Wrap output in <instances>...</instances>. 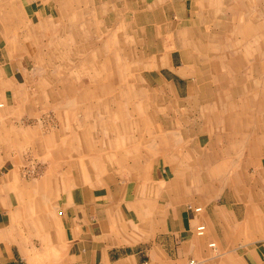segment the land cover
Returning <instances> with one entry per match:
<instances>
[{
  "label": "crops",
  "instance_id": "1",
  "mask_svg": "<svg viewBox=\"0 0 264 264\" xmlns=\"http://www.w3.org/2000/svg\"><path fill=\"white\" fill-rule=\"evenodd\" d=\"M225 1L0 0V264H189L190 259H198L194 264H264V193L239 200L228 191L248 187L254 181L264 189V55H237L235 46L245 35H251L256 44L253 54L264 45L260 41L264 40V4L257 1L256 9L252 0L251 11H259V18L255 21L254 15L252 23L245 24L242 14L232 19L228 15V11H243L245 1ZM120 3L121 9L117 6ZM123 10L130 15L133 37L146 43L148 29H153L154 41L172 46L169 51L152 54L164 55L159 58L165 62L159 66L168 72L160 71L161 76L175 86L179 98L184 93L180 80H186L189 111H204L176 116L177 104L158 102L156 112L152 111L146 86L136 76L122 79L121 94L126 91V101L118 98L119 106L113 109L112 95L106 100L101 98L95 109L90 103L95 96L91 90L95 86L93 75L104 69L97 55H80V73L88 71V80H81L61 95L63 108L71 109L77 128L69 129L63 122L58 132L34 138L33 142L38 140L36 144L44 145L55 156H66L75 145L80 154L77 163L83 169H76L79 172L72 183H52L49 178L35 185L22 179L23 148L29 142L24 135L34 129L28 127L26 131L15 126L11 112L22 101L21 92L30 71H38L42 58L35 54L25 57L19 51L20 27L24 24L31 28L30 34L35 37L37 28L48 27L52 18H67L70 12L92 18L90 24H79L81 27H110L108 14L113 11L120 18L112 24L118 25V30L125 24L121 19ZM219 10L223 11L221 16L216 14ZM238 17L239 23L233 24L238 28L233 42L236 55H225L224 60L219 57L221 66L237 63L234 76L221 70L218 77L217 59L213 58L207 62L211 71H201L195 57L189 59L187 55H210L204 51L202 29L213 28L216 22L232 27L230 21ZM244 27H251V32L245 33ZM238 33L242 35L240 40ZM220 42L224 41L211 40L209 49L214 50ZM251 56L252 67H242L243 58ZM107 61L106 68L112 72L111 60ZM115 69L109 74L113 83L118 75ZM191 77L193 80L187 79ZM73 90L81 93L80 98L74 97ZM113 90L111 87L107 93ZM235 91L249 92L251 99L244 100L246 95L240 94L237 100ZM103 110L108 113L107 121L99 117L95 121L104 128V137L98 139L106 146L94 144L90 138L93 124L87 121L96 116L95 112L103 115ZM80 113L84 114L83 120ZM120 141L126 146L118 153ZM85 152L88 159L84 158ZM103 157L111 163L123 162L121 169L126 176L114 173L100 177L102 170L96 171L95 165ZM148 157L153 161L149 162ZM85 170H89L91 184L84 182ZM54 186L67 188L55 207L47 194ZM197 207L201 210L196 211ZM202 222L207 225V234L198 238L195 228ZM212 241L216 243L213 250L208 246ZM215 250L221 251L219 255L214 254Z\"/></svg>",
  "mask_w": 264,
  "mask_h": 264
},
{
  "label": "rangeland",
  "instance_id": "2",
  "mask_svg": "<svg viewBox=\"0 0 264 264\" xmlns=\"http://www.w3.org/2000/svg\"><path fill=\"white\" fill-rule=\"evenodd\" d=\"M225 1V0H224ZM245 5L241 7L243 11H238V13L233 11H228V15L232 16L234 15H240L242 14V18L244 23H252L251 19H253L255 15V21L259 18V11H251L252 8V0H244ZM254 2L257 1L260 4H264V0H253ZM227 4H235L237 0H226ZM220 4V3H218ZM117 6L122 8L121 3ZM115 7V6H114ZM112 7V10L113 8ZM213 7H217L215 4H213ZM220 7V6H219ZM253 7H255L253 5ZM259 5H256V9H258ZM121 11V10H120ZM223 13V11L219 10L216 12L217 15H220ZM120 14V12H118ZM123 14V15H122ZM108 21L111 23L110 27H95V26H88V27H81L79 24H90L92 21L91 17L83 15L81 12H73L69 13L67 15V18H63L62 20L59 17L52 18L51 21L48 24V27H40L36 29V36H31V28H28L26 25H22L19 29V44L18 49L21 53L25 54L23 56H27L30 54L35 55H41L42 60L39 63V69L37 70H31V76H29V81L25 84V90L21 92L22 95V101L19 102V106L13 108L11 115L14 116V120L16 122L15 126L21 128V130H26V128L30 127L33 128L34 131H29L28 133H25V138L29 139V142H26L23 150L24 151V162L22 166V179L33 181L35 182V185H39L41 181L45 179H51L52 183L57 184L59 180L68 181L72 183L76 176L77 171L76 169H83L80 165L77 163V153L79 154V151H77L74 145L69 150V154H66V156H63L59 154V156H55L50 154L48 150H45L46 148L43 147L40 143L36 144V141L33 142V139H40V136H46L53 132H58V130L61 128L63 122L67 125H69V129H76L77 124L75 123L74 116L71 112V109L69 108H63L64 102L61 100L63 97V94L68 90L69 87L77 86L79 85V82L87 81L88 80V74L84 71L82 72L80 61L81 57L80 55H97V61L99 63V66L101 69H104V71L98 75H93V82H95V86L91 89L93 90L95 96L90 98V103H93V106L95 109H97L99 100L102 98V100H106L109 96L115 97V99H112L113 102H111L112 106L111 108L116 109L119 104H117L116 101L119 99L126 101L127 95L126 91L124 94L122 93V89L124 86H122L124 83L122 81L123 78H126L128 81V78L130 76H136L140 77L143 80V83L146 86L147 91V101H150L152 107V111L156 112V104L162 103V105H168L171 106V104L175 103L177 104L176 107V116H183L188 114L189 107H188V98L186 97V89H187V81L180 80V86H181V92L183 95L181 98L177 96L175 86L171 82H167L163 76H161V72H168L167 68H161L159 65L160 62H165V59H160V56L164 55H152L156 52H162L163 49L166 51H169L172 46L171 45H160V43H157V41H154L156 37L154 38V34H152V30L148 29V37L146 38L148 42H142V38L139 37H133L132 29L130 27V15L127 11L123 10L121 12V19L123 18L125 21V24L122 25L120 29L117 30V26H112L113 23L118 21L119 16L114 14V12H110L108 14ZM225 15V14H224ZM264 17V13L262 15ZM21 20L23 19L22 14L20 13ZM88 17V18H87ZM120 19V18H119ZM240 17L237 19H233V21H230V24H236L239 23ZM260 19L262 17L260 16ZM67 20V21H66ZM102 23V22H101ZM219 22L214 23L213 28H203L201 31L203 43L205 44L206 48L204 51H208L207 53H210V55H187V58L191 59L190 57H195L197 65L201 71L204 69H210V66L208 67L207 62H210L211 58L217 59L216 69H217V76L219 77V73L222 70L223 72L227 73L228 75L231 74V77L234 76V73H236V66L237 63H224L223 66L220 64L221 57L224 60V56H234L236 55L235 51L236 48L238 49L237 55H264V45L262 44V47L257 50L256 54L252 53V47L254 49L256 48V44L252 43V36H244L243 41L238 42V44L233 45V42L235 43V36H236V28L234 25L232 27H222L221 24L219 25ZM66 25V26H64ZM245 33L251 32V27H244ZM249 30V31H248ZM10 34V33H9ZM200 34V35H201ZM240 37L242 38V35L238 33V40H240ZM219 40L222 39L224 42H220L217 48L214 50L209 49V44L211 40ZM226 40H232L228 43L225 42ZM32 40L34 42H32ZM29 41H31L29 43ZM264 41V40H260ZM164 47V48H162ZM223 54V56H220ZM133 55H138V58H132ZM160 57V58H159ZM247 57V56H246ZM198 58V59H197ZM108 59L111 60L112 66H113V73L115 68H117L118 75L116 77V81H114L112 78V75L110 76L111 69L106 68V66H109ZM219 59V60H218ZM244 60L241 62L242 67L245 68H251V62L253 61L252 56L248 59L243 58ZM86 60V59H84ZM27 60L25 59L24 62ZM261 61V60H260ZM86 62V61H85ZM89 63V61H87ZM136 64V66H135ZM165 64V63H164ZM126 65L128 66V69H126ZM207 65V66H206ZM143 67V69H140V67ZM33 67V65H30V69ZM160 67V68H159ZM240 67V69L242 68ZM120 68V69H119ZM130 68H136L133 72H129L128 70ZM79 69V70H78ZM88 69V68H87ZM138 69H140L138 74ZM239 69V70H240ZM205 71V70H204ZM241 71V70H240ZM44 73L41 75V73ZM53 72L58 73V75L53 74ZM111 72V73H112ZM92 74V73H91ZM215 78V76H214ZM69 81H68V80ZM189 80H193V77L187 78ZM210 79V76H209ZM216 79V78H215ZM49 83V84H48ZM51 84V85H50ZM112 85V86H111ZM51 86V88H50ZM71 87V88H72ZM115 88V91L113 90L112 93H107L109 88ZM45 88L47 92L45 91ZM49 89H52L53 91H50ZM126 89V88H124ZM53 92V93H52ZM249 92L245 93H237L236 91L233 92L234 98L237 100H240L241 96L240 94H245L246 97L244 100L251 99V97H248ZM205 94V93H204ZM251 94V93H250ZM264 94V92H263ZM263 94H261V98L263 97ZM62 95V96H61ZM69 95V94H68ZM74 97H79L81 93L78 91L77 93L73 90ZM208 95L210 93L208 92ZM56 96V98H54ZM117 97V98H116ZM119 98V99H118ZM243 99V98H242ZM241 104V103H240ZM60 106L62 108H59L57 106ZM104 109V108H103ZM118 110V109H117ZM169 110V115H172ZM191 110V109H190ZM197 115L201 114L204 110L198 109ZM196 110L192 109V111H189V113L192 115L196 114ZM104 112V110H103ZM223 113V112H221ZM96 116L91 118H87V121L91 124H93V130H94V137L93 135L90 137L93 139L94 144H102L101 139L98 138L104 137V130L103 126L95 121L96 117L102 118L103 120L107 121L108 113L105 112L103 115H100L95 112ZM83 113L79 114V117L81 119L83 118ZM83 120V119H82ZM87 123V122H86ZM84 124V123H83ZM88 124V123H87ZM139 127V125H137ZM79 128V124H78ZM81 128V126H80ZM85 125H83V129H85ZM169 138V137H168ZM108 141V139H103ZM169 142L170 139L168 140ZM64 142V141H63ZM148 145H150L149 142H147ZM106 146L105 144H102ZM85 146V145H84ZM117 147V144L114 145ZM126 146L120 141L119 148H116V151L119 149L120 151H117L120 153L122 151V147ZM83 147V146H82ZM127 148H130L129 146ZM67 150V151H68ZM64 151V150H63ZM170 151V150H169ZM101 150L97 152V154H100ZM123 152V151H122ZM88 153V152H87ZM86 152L84 153V158L88 159L90 157ZM96 154V155H97ZM80 156V154H79ZM149 162H152V157H148ZM154 158V157H153ZM106 157H103L102 161L97 165H95L96 171L97 168L100 170V177H104L106 175H111L116 173L120 177H123V175L126 176V171H122L123 162L119 165L118 162L111 163L109 160H106ZM71 160V162H70ZM72 166V167H71ZM99 166V167H98ZM71 167V169H70ZM116 168H119L116 170ZM121 169V170H120ZM89 170H85L84 176V182L85 183H92L91 175L89 176ZM79 172V171H78ZM82 172V171H81ZM83 173V172H82ZM88 174V176H86ZM240 176L244 177L242 173L239 174ZM250 176L249 174H246ZM71 180V181H70ZM243 184H245L243 178L241 179ZM249 181H246L248 183ZM240 184V183H239ZM252 184H254L252 186ZM241 185V184H240ZM247 186V185H246ZM257 182L254 181L251 183H248V187H239L237 189H229L228 191H231V195L235 196L236 198L250 199L252 197H256L259 195H262L264 193L263 186L259 185L260 187H257ZM37 191L42 190L41 188H35ZM68 189H70L68 187ZM67 188L65 187H52L51 192L50 188L48 189V196H50L51 201H53L52 206H58L56 205V202L60 201L61 194L66 193ZM232 196V197H233ZM235 197H233L235 199ZM240 205H242V202L239 201ZM58 210V207H56ZM56 209H53V214L58 215ZM243 215V213H240ZM207 234V231H206ZM205 234V235H206ZM204 235V236H205ZM196 237L202 238L195 234ZM262 237V236H261ZM259 238L262 242V238ZM209 246V243H208ZM210 247V246H209ZM212 250L215 249V247H211ZM221 252V251H220ZM219 251L215 250L214 254L219 255ZM219 257V256H218ZM191 260L190 259L189 264ZM198 261V259H196ZM195 260V261H196Z\"/></svg>",
  "mask_w": 264,
  "mask_h": 264
},
{
  "label": "built area",
  "instance_id": "3",
  "mask_svg": "<svg viewBox=\"0 0 264 264\" xmlns=\"http://www.w3.org/2000/svg\"><path fill=\"white\" fill-rule=\"evenodd\" d=\"M201 210V207H197L196 208V211H200ZM206 231H207V225L206 223L202 222V223H199L196 228H195V234L202 237L206 234ZM209 246L210 247H215L216 246V243L215 241H212L209 243ZM191 264H194L195 263V260H191L190 262Z\"/></svg>",
  "mask_w": 264,
  "mask_h": 264
},
{
  "label": "bare ground",
  "instance_id": "4",
  "mask_svg": "<svg viewBox=\"0 0 264 264\" xmlns=\"http://www.w3.org/2000/svg\"><path fill=\"white\" fill-rule=\"evenodd\" d=\"M149 5H150V4H149ZM151 10H152V9H151ZM168 43H169V42H168ZM74 100H75V98H74ZM67 101H68V99H67ZM69 103H70V102H69ZM1 105H2V104H0V106H1ZM127 111H128V110H127ZM127 111H126V112H127ZM35 193H36V192H35Z\"/></svg>",
  "mask_w": 264,
  "mask_h": 264
}]
</instances>
